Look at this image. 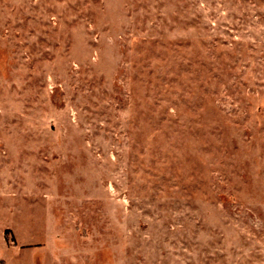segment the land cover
I'll list each match as a JSON object with an SVG mask.
<instances>
[{
    "label": "rangeland",
    "instance_id": "rangeland-1",
    "mask_svg": "<svg viewBox=\"0 0 264 264\" xmlns=\"http://www.w3.org/2000/svg\"><path fill=\"white\" fill-rule=\"evenodd\" d=\"M0 264H264V0H0Z\"/></svg>",
    "mask_w": 264,
    "mask_h": 264
}]
</instances>
